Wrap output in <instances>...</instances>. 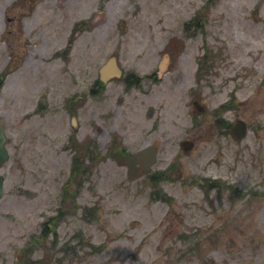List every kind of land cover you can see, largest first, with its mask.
Returning <instances> with one entry per match:
<instances>
[{"label": "rangeland", "instance_id": "obj_1", "mask_svg": "<svg viewBox=\"0 0 264 264\" xmlns=\"http://www.w3.org/2000/svg\"><path fill=\"white\" fill-rule=\"evenodd\" d=\"M111 56L140 87L96 83ZM0 124V264H264V0H0ZM149 145L128 181L122 154Z\"/></svg>", "mask_w": 264, "mask_h": 264}, {"label": "water", "instance_id": "obj_2", "mask_svg": "<svg viewBox=\"0 0 264 264\" xmlns=\"http://www.w3.org/2000/svg\"><path fill=\"white\" fill-rule=\"evenodd\" d=\"M162 63H165L163 61ZM114 69V70H113ZM113 75H119L118 70H115V60L110 59L107 64L100 70V78L103 82L107 81ZM231 136L236 140L240 141L245 133L246 127L242 121H237L235 125H233L229 131ZM4 142V138L2 136L1 128H0V165L6 158V152L2 149V145ZM182 146L185 149H189L191 147L190 143H182ZM155 148H149L144 151H141L136 157L129 158L126 157L124 159L127 165V175L129 179L136 178L139 173V169L135 166L136 164L140 165V168L143 171H147L149 167L155 162ZM2 196V179L0 177V197Z\"/></svg>", "mask_w": 264, "mask_h": 264}]
</instances>
